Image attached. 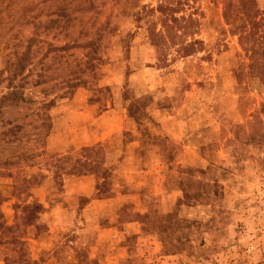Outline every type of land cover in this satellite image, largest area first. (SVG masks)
<instances>
[{
  "label": "rangeland",
  "instance_id": "rangeland-1",
  "mask_svg": "<svg viewBox=\"0 0 264 264\" xmlns=\"http://www.w3.org/2000/svg\"><path fill=\"white\" fill-rule=\"evenodd\" d=\"M131 1L0 0L4 78L17 70V56L26 54L23 74L29 77L17 78L26 87V98L41 101L45 85L64 83L48 92L50 99L64 97L58 100L59 114L54 117L51 111L59 141L43 140L38 136L42 130L30 128L23 139L29 159L12 170L13 177L0 176V221L19 225L9 238L26 241L23 246L7 244L8 234L0 229L5 233L0 232V264L6 259L42 264L54 250H44L42 241L57 243L65 253L72 232L76 237L82 229L79 218L59 224L51 210L39 211L36 222L22 220L31 211H24L25 203L42 205L44 185L52 203H64L58 167L67 164L59 159L86 155L73 142L77 127L71 118L77 106L86 109L85 118L91 116L87 131L101 130L106 122L94 118L114 108L121 114L129 109L140 118V166L148 170L144 196L151 210L142 242L127 243L131 264H264V83L242 72L244 51L223 19L222 0ZM256 1L264 24V0ZM161 5L177 9V17L194 13L201 22L196 39L204 42L202 51L182 58L176 48L157 49L154 42H161L154 37L153 42L149 32L162 29L165 16L156 11ZM62 8L75 12L63 15ZM76 83L81 87L72 89ZM5 86L7 82L0 91ZM39 111L42 106L35 102L20 105L8 110L4 121L36 127L42 123ZM118 145L116 139L95 145L87 152L91 164L114 163L121 153ZM11 149H2L0 159ZM98 173L106 181L112 176L109 170L105 176ZM98 187L108 192L107 182ZM157 187L180 195L173 210L165 209L176 196L163 204L154 194ZM50 230L60 232L48 234Z\"/></svg>",
  "mask_w": 264,
  "mask_h": 264
},
{
  "label": "crops",
  "instance_id": "crops-1",
  "mask_svg": "<svg viewBox=\"0 0 264 264\" xmlns=\"http://www.w3.org/2000/svg\"><path fill=\"white\" fill-rule=\"evenodd\" d=\"M78 92L81 93V90ZM73 102H78V100L73 99ZM80 107L77 106L71 118V120L76 118L73 122L77 129L72 132L75 133L73 142L78 149L94 147L99 143H107L116 139L119 141L117 151L121 153L114 163H104V167L112 174L107 181L96 174L62 176L59 186H61L64 203H52L54 202L53 195L49 192L47 185L42 186V215L51 210L59 224L63 219L79 218L77 224L82 226V229L76 233V237H73L75 232H72L71 238L65 243L66 248L63 249L65 253H61V246L58 247L57 243L52 246L51 243L42 241V246H45L44 250L50 252L54 249L50 257L42 260V264H125V261L131 258L127 243L132 239L142 242L145 235L144 226H146L144 220L151 210L144 196V191L148 186L146 180L148 170L140 166L142 164L140 156L142 135L138 123L129 116L126 108L123 109L122 114L118 113L115 108L103 112L94 118L97 122L100 120L106 122L100 125L101 130L87 131L91 116L87 115L86 119V109L83 111ZM58 110L57 106L53 108L52 116L59 114ZM59 138L60 132L57 133L56 130L48 137V142L55 143L59 141ZM157 151L156 149L154 152ZM133 175L138 176L139 179H134ZM165 179L166 176L163 174L162 186L166 182ZM105 182L109 188L108 192L100 195L101 190L98 186ZM154 194L161 196L163 204L165 198L176 196L171 201V207L166 206V212L173 210L180 196L174 193L171 195L159 187L156 188ZM70 224L73 222L70 221ZM50 232L53 235L56 233L50 230L48 234ZM59 232L56 234L58 235ZM80 237L88 238V241L83 242L84 240ZM90 238L92 241H89ZM80 253H82L81 258Z\"/></svg>",
  "mask_w": 264,
  "mask_h": 264
},
{
  "label": "trees",
  "instance_id": "trees-1",
  "mask_svg": "<svg viewBox=\"0 0 264 264\" xmlns=\"http://www.w3.org/2000/svg\"><path fill=\"white\" fill-rule=\"evenodd\" d=\"M133 1H141V0H132ZM222 16L225 23L230 26V33L239 37L240 45L244 51V58L240 67H242V72H248V75L260 79L264 83V24L260 21L261 10L257 4L256 0H222ZM177 9H172V7L167 6L164 7L161 5L157 8L156 11H159L161 14H164V18L161 19L162 29L160 31H150L149 36L153 37L155 40L161 42H154V45L157 49L161 48H176V53L182 57L186 58L192 56L199 51L203 50L204 42L196 39V36L199 35L201 29V22L194 18V13L186 16L177 17L176 14ZM170 11V13H164ZM75 11L69 10L67 8H62V14H72ZM79 12V11H76ZM68 17H72L68 16ZM190 40V41H189ZM162 46V47H161ZM30 56L23 54L17 56V70L9 71L8 78H4L5 71L0 72V87L2 84L7 82V86H5L6 91H0V155L3 154V150L7 147H12V151L10 155L3 157L0 159V176L7 175L8 177H13V169L19 167L22 162H26L29 157L27 155L26 143L23 140L24 134L30 128L32 130H42L41 136L43 140H47V138L53 132V123L51 118V111L58 104L59 99H63V95L59 96L58 94L52 99L48 98L51 95L48 92L56 91L58 88L62 87L64 83L53 84L52 86L45 85L42 89V93L45 95L44 99L41 101H33V98H26L25 91L26 87L21 85L19 81L17 82V78H21V81L27 80L29 76H24L23 72L27 66V60ZM72 89L81 87V84H77L71 86ZM38 103L42 106V113L40 111L37 113L40 117V123L36 127L31 122H27L24 124L20 122H5L4 115L8 110L13 108H20V105H28L29 103ZM10 112V111H9ZM128 114L130 117L134 118L138 123V128L141 126L140 118L138 115L131 113L128 109ZM29 117V115L27 116ZM24 117L20 114L18 120H23ZM148 120L155 124V121L150 117ZM9 129V134L6 129ZM28 135V134H27ZM10 137L12 139H10ZM100 146V145H99ZM98 146V147H99ZM42 148L45 150L46 146ZM94 147L83 148L81 151L86 153V155L81 156V158L77 157L75 159L69 158L68 160L59 159L62 162H65V165H61L58 167L59 172H61V177L64 175H86V174H96L98 177L100 176L98 172H103L102 176H105L108 172V169H105L104 164L96 163L97 168L91 164V160L87 152H90ZM3 149V150H2ZM163 152V150H161ZM58 156V155H55ZM66 158V157H65ZM110 173V171H109ZM102 178V177H100ZM104 178V177H103ZM105 179V178H104ZM30 183V180L24 181ZM184 195H185V191ZM100 195H105L102 192ZM185 199V198H183ZM31 210L26 217L22 218L24 223H32L36 222L38 219L39 211L43 210V206L37 203L26 204L24 205V211ZM1 211H0V220H1ZM166 217H171L170 214L165 215ZM0 229H3V232H7L6 243L7 244H20L23 246L26 244L25 237L21 236L19 238L11 236L9 238V234L13 235L14 231H17L19 225L15 226H7L0 221ZM1 234L2 230H0ZM12 232V233H11ZM23 255V254H22ZM132 257L125 261V264L132 263ZM5 264H12L9 260H5ZM26 264H35V262L26 260Z\"/></svg>",
  "mask_w": 264,
  "mask_h": 264
}]
</instances>
